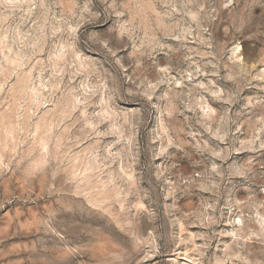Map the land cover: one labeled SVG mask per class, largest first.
I'll return each instance as SVG.
<instances>
[{"label": "rangeland", "instance_id": "obj_1", "mask_svg": "<svg viewBox=\"0 0 264 264\" xmlns=\"http://www.w3.org/2000/svg\"><path fill=\"white\" fill-rule=\"evenodd\" d=\"M0 264H264V0H0Z\"/></svg>", "mask_w": 264, "mask_h": 264}]
</instances>
